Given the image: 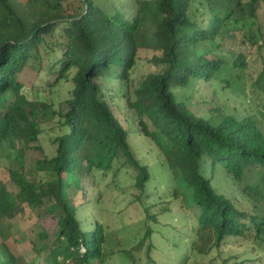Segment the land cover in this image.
<instances>
[{
	"label": "trees",
	"instance_id": "1",
	"mask_svg": "<svg viewBox=\"0 0 264 264\" xmlns=\"http://www.w3.org/2000/svg\"><path fill=\"white\" fill-rule=\"evenodd\" d=\"M125 2L134 9L129 19L122 11L128 5L107 10L100 0H0V142L10 126L9 138L24 148L36 144L41 133L45 111L23 95L25 71L39 77L37 85H28L35 96L61 81L72 87L52 112L63 133L50 141L53 154L37 163L46 180L36 185L11 174L17 193L0 189V214L15 216L49 200L56 239L43 263L106 264L104 229L99 224L83 229L67 192L74 189L83 198L96 174L112 172L116 178L130 167L138 200L145 193L151 174L132 152L107 97L115 82L124 87L120 99L137 132L149 139L171 174L167 195L191 219L193 241L184 264H197L228 239L264 244V112L258 110L264 111V59L252 82L244 75L254 52L259 56L264 48L259 25L255 32L245 26L256 24L264 0L216 8L209 0ZM237 32L241 39L232 36ZM139 51L151 53L154 71L133 87L129 74ZM200 84L239 93L248 88L256 109L240 119L213 114L210 106L207 117L197 115L179 91ZM162 205L156 216L144 218L137 245L119 251L127 264L140 261L157 216L171 217ZM151 251L148 244L145 264L153 263ZM0 264L37 263L25 262L0 240Z\"/></svg>",
	"mask_w": 264,
	"mask_h": 264
},
{
	"label": "rangeland",
	"instance_id": "2",
	"mask_svg": "<svg viewBox=\"0 0 264 264\" xmlns=\"http://www.w3.org/2000/svg\"><path fill=\"white\" fill-rule=\"evenodd\" d=\"M100 1H105L107 10H110V6L117 10L121 9V5H128L125 0ZM238 2L239 0H209L213 8L234 7ZM122 11L128 19L134 15L131 5L127 6L126 11L124 9ZM261 12L257 16L255 25L248 22L245 26L255 32L259 25L262 41H264V13ZM232 36L241 39L242 33H233ZM258 54L254 52L255 61L249 63L244 71V75H248L245 81L252 82L263 67L264 48L259 56ZM150 59V52L139 51L136 64L129 74L133 87H138L143 78L154 71ZM38 79L35 72L30 70L25 71L22 78L25 82L22 93L27 102H35L39 111H45L40 124L41 133L36 144L24 148L20 141L9 138L11 126L7 130L8 138L0 142V189H4L13 197L17 193V187L13 183L11 174L14 173L16 179L25 178L36 185L44 182L46 177L43 172L37 170V163L53 154L50 141L63 133L59 129L57 117L52 112L57 111L58 105L69 97L71 84L61 81L49 91L44 92L43 89H39L38 96H35L28 85L31 82L37 85ZM110 86L112 88L107 90V97L112 113L126 130L127 142L132 152L140 163L146 166L151 179L139 200L140 194L135 188V172L130 167L120 169L116 178L112 176V172L104 177L96 174L92 185L85 188V197L79 198L74 189L67 192V197L72 200L71 206L77 208V219L83 229L88 231L92 229L93 224H99L104 229L107 236L104 250L109 259L106 264H127L119 251L134 248L144 234V220L150 216H156L162 204L167 205L171 217L159 215L157 216L158 225L148 223L149 226L152 225L153 233L151 239L142 244L143 250L138 256L140 261L137 262L145 264L144 251L150 244L151 262L184 264L193 241L192 236L188 235L191 219L181 212L177 203L174 202L175 199L167 195L168 184L172 180L171 174L167 166L160 162L158 151L149 139L137 132L134 121L124 108V102L120 99L124 87L115 82H112ZM247 89L244 93H239L240 90L238 92L222 91L220 87L215 89L206 84H200L179 93L185 95L191 110L197 115L207 117L210 106L213 114L232 115L240 119L250 109L252 111L256 109L249 103L252 99L248 97ZM258 110L264 112L260 106ZM125 118L129 119L128 123ZM116 170L117 168L114 167L113 172ZM50 205L51 202L45 200L41 207H25L15 216L9 211L0 214L2 229L0 240L9 246L13 254L23 258L25 262L34 261L37 264H44L42 258L56 239L55 221L47 211ZM187 224H189L188 227ZM223 260L229 261L227 264H264V244H250L242 240L228 239L218 251L214 250L205 259H199L197 264H219Z\"/></svg>",
	"mask_w": 264,
	"mask_h": 264
}]
</instances>
